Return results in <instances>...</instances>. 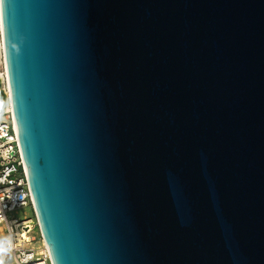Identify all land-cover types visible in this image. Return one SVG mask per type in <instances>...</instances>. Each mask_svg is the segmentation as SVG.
I'll list each match as a JSON object with an SVG mask.
<instances>
[{"label":"water","instance_id":"95a60500","mask_svg":"<svg viewBox=\"0 0 264 264\" xmlns=\"http://www.w3.org/2000/svg\"><path fill=\"white\" fill-rule=\"evenodd\" d=\"M0 9L53 264H264V0Z\"/></svg>","mask_w":264,"mask_h":264},{"label":"built area","instance_id":"2783aa9c","mask_svg":"<svg viewBox=\"0 0 264 264\" xmlns=\"http://www.w3.org/2000/svg\"><path fill=\"white\" fill-rule=\"evenodd\" d=\"M1 31V30H0ZM4 90L8 92L6 71H3ZM5 102L0 114V257L9 256V264H53L40 235V246L32 235L40 234L33 208L27 172L20 148L12 110ZM31 206L32 217H10L17 209Z\"/></svg>","mask_w":264,"mask_h":264},{"label":"rangeland","instance_id":"374dc122","mask_svg":"<svg viewBox=\"0 0 264 264\" xmlns=\"http://www.w3.org/2000/svg\"><path fill=\"white\" fill-rule=\"evenodd\" d=\"M4 68L1 66L0 67V73H3ZM33 216V210L31 206L23 207L20 209H17L16 211L12 212L10 214V217H17L19 219H22L24 217H32ZM32 235L35 236L36 241L33 242V246L38 247L40 246V234L38 232V229H35L32 233ZM10 263V258L9 256H1L0 257V264H9Z\"/></svg>","mask_w":264,"mask_h":264},{"label":"bare ground","instance_id":"6f19581e","mask_svg":"<svg viewBox=\"0 0 264 264\" xmlns=\"http://www.w3.org/2000/svg\"><path fill=\"white\" fill-rule=\"evenodd\" d=\"M0 67L2 66L5 70V60H4V53H3V43H2V22H1V9H0ZM5 79L3 73H0V111L3 106V102L5 101L8 104V109L12 110L10 106V97L9 92L6 91V87L4 90V84L2 83ZM5 109V104L3 110Z\"/></svg>","mask_w":264,"mask_h":264}]
</instances>
